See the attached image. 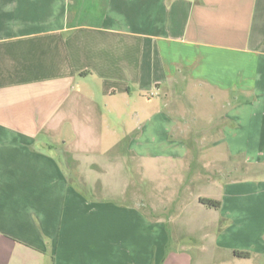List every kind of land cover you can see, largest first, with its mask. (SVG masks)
I'll return each mask as SVG.
<instances>
[{
    "label": "crops",
    "instance_id": "0c3cea01",
    "mask_svg": "<svg viewBox=\"0 0 264 264\" xmlns=\"http://www.w3.org/2000/svg\"><path fill=\"white\" fill-rule=\"evenodd\" d=\"M128 135L209 186L177 215L217 214L196 258L167 251L171 216L80 189ZM131 263L264 264V0H0V264Z\"/></svg>",
    "mask_w": 264,
    "mask_h": 264
},
{
    "label": "rangeland",
    "instance_id": "374dc122",
    "mask_svg": "<svg viewBox=\"0 0 264 264\" xmlns=\"http://www.w3.org/2000/svg\"><path fill=\"white\" fill-rule=\"evenodd\" d=\"M112 126L109 124V127ZM122 127V125L117 126L115 131H122ZM129 127L128 131L130 134L136 132L137 127ZM198 131L194 130L193 136L198 134ZM107 134L109 136L108 129ZM131 136L128 135L125 141L114 147L109 154L103 156L94 155L95 159L82 162L80 173L87 185V189L79 185L80 189L89 198L109 201L111 204L124 207L125 209L138 210L148 215L171 216V223L166 225L167 232L172 237L167 251L185 252L187 255L196 258L203 245L200 241L202 236L200 229L205 227L199 225V223L209 220L211 217L217 216V214L214 211L199 207L197 204L195 208L191 207L188 209L187 216L178 218L177 215L184 201L186 203L199 194L205 197L203 195H206L209 186L194 182L193 185H187L184 176V164L180 160L160 159L157 163H154L149 160L133 159L127 155L125 158L123 155H125L126 149L129 148L127 144H129ZM192 138H190L192 152H199L200 147L192 145L194 141ZM208 148L209 146H201L200 150L205 151ZM91 164L95 165L89 167ZM202 164L206 165L205 170H207V173L206 176H200V178L214 179L213 174L217 167H212L209 161H204L201 166H203ZM241 175L239 172L226 175L223 171L221 178L224 181H232L242 177ZM126 181L130 187L127 190L126 197H123L121 192L124 191ZM175 192H178L176 196L171 197L170 195ZM134 196H137L136 202L130 200ZM152 203L155 209H152ZM146 231L144 230L143 233L146 234ZM145 248L146 245H144V252Z\"/></svg>",
    "mask_w": 264,
    "mask_h": 264
},
{
    "label": "trees",
    "instance_id": "16d2710c",
    "mask_svg": "<svg viewBox=\"0 0 264 264\" xmlns=\"http://www.w3.org/2000/svg\"><path fill=\"white\" fill-rule=\"evenodd\" d=\"M200 203L208 208L212 209H218L220 208L221 204L220 202L210 199V198H200ZM235 256L240 258V259H247L251 257V254L249 252H240L237 251L235 252Z\"/></svg>",
    "mask_w": 264,
    "mask_h": 264
}]
</instances>
